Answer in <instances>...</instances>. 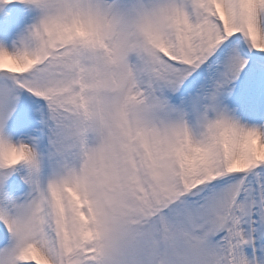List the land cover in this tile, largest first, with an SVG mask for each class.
<instances>
[{"label": "snow or ice", "instance_id": "obj_1", "mask_svg": "<svg viewBox=\"0 0 264 264\" xmlns=\"http://www.w3.org/2000/svg\"><path fill=\"white\" fill-rule=\"evenodd\" d=\"M0 264H264V0H0Z\"/></svg>", "mask_w": 264, "mask_h": 264}]
</instances>
